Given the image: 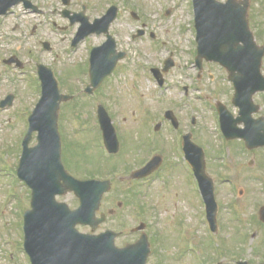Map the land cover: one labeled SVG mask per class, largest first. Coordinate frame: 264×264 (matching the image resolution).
Here are the masks:
<instances>
[{"label":"rangeland","instance_id":"rangeland-1","mask_svg":"<svg viewBox=\"0 0 264 264\" xmlns=\"http://www.w3.org/2000/svg\"><path fill=\"white\" fill-rule=\"evenodd\" d=\"M34 1L39 3L43 12H45L43 16H36L35 13L25 10L22 5H19L13 8L10 14L0 17V62L3 58L16 53L13 55L18 56L24 62L30 61L34 57L38 60H45L46 63L50 64L52 62L50 56H47V53L40 48V41L48 40L55 46L57 58L61 64L57 67L60 76H57V78L59 82L62 79L64 80V92L70 90L68 85L70 80L79 82L78 92L83 91L89 82L85 78L88 70L87 56L89 49L102 45L106 40L105 36L92 35L87 41L80 43L77 51L69 53L67 43L62 42V35L66 32L69 36H74L79 24H75L71 29L67 27L62 31H50L51 26H45L48 24L50 17L59 23L64 22L61 21L59 13H53L55 10H64V6L60 0ZM256 2L252 3L251 7V25L259 44L264 46V38H262L264 37V31L261 32V27L264 28V26L259 27L256 24L257 20L264 23V0L259 1L260 4ZM112 5H117L121 12L119 21L111 28V33L116 38L119 49L128 53L127 58L121 61L120 68L113 74V78L108 79L112 90L106 86L101 91V95L99 94L93 99L85 94L75 93L76 98L64 104L62 108L66 120L64 123L62 122L61 130H65L62 136H64L63 140L67 138L68 142V150L65 151L64 156L69 161L74 160L70 156L71 154L76 155L79 159L76 164L79 163L81 167L72 164L70 166L71 171L67 166L68 170L71 173L74 172L79 178L82 175L91 176V171L95 172L93 166L97 167L100 158L103 156L101 137L96 129L91 130V125L95 122L96 109L101 100L119 118L116 120L121 122H124V116L128 117L132 112H135L134 109L137 106L146 105L159 109L170 104L166 100L167 98L180 101L183 96L180 90L164 89L162 94L161 91L157 90V83L150 78V68L160 67L171 53L174 55L175 68L166 74L168 75V83H187L192 78L194 85L198 84L200 89L198 92H194L193 97L188 98L192 99L191 102L195 106L202 104L198 99L201 98L199 95L203 97L211 95L214 99L215 97L226 99L225 94L231 91V86L226 81L227 75L224 69L217 64L206 63L202 73L203 77L199 78L200 71L195 64V54L192 55V52L196 51L197 45L191 0H72L69 9L78 12L86 6V14L93 22L94 19L102 17ZM132 12L146 15L150 24L149 28H153L157 32L159 47L153 50L154 45L150 41L141 37L133 39L141 24L134 20L131 15ZM258 12H262L259 17ZM34 25L40 26L38 30L36 29L35 32L37 33L35 35L33 34ZM260 33H263V35ZM162 41H164V44L161 43ZM30 69L35 70V67ZM28 71V73H32V71ZM0 73H2L0 98L8 93L16 95L15 108L0 113V146L2 140L7 143L8 138L6 149L0 155V264H17L16 260L20 262L19 264H30L23 250L24 216L28 208V193L26 185L17 176V170L21 151L20 138L25 131L24 127L27 118H29L28 115L37 103L40 94L33 81L34 77L28 75V73L23 74L18 70L5 71L4 67H0ZM74 107H81V111L77 110V112L80 111L79 114L69 110L74 109ZM137 110L139 111V109ZM135 118L134 116V121ZM7 121L10 123L7 124ZM207 128L209 129V138L214 142L216 134L213 130L212 118L207 122ZM141 133L142 129L135 124L126 125V127L120 129L122 140L129 147H138V144L143 141L139 139ZM76 175L75 177H77ZM8 195L9 201L5 203L8 200ZM154 195L156 194L154 193ZM60 200L67 202L72 208H75L78 204L77 199L72 194ZM250 213H253L252 206L248 209V214L251 215ZM187 217L188 214L185 211L177 221L176 235L174 233V236V224L170 220L155 219L153 217L148 219L151 224L154 222L153 229L161 230L163 235L167 236L155 237L160 241V254L166 256H160L159 252L155 251L157 246L151 244L153 255L151 253L148 264H159V262H162V264H193V259L194 264H197V259L201 261L205 255H211L212 253L204 251L203 248V244L208 239L211 245L217 249L219 241L217 239L213 241L212 236L204 237L199 232L195 237H186L188 231ZM136 220L137 218L131 217L127 213L124 216L120 213L104 224L101 231L110 229L116 232H125L126 235H129V237H120L117 240V245L122 247L129 241L136 240V237L130 235L131 228L135 225ZM152 233L154 234V231ZM194 234L195 232H193ZM258 236L264 237V231H259ZM227 239L230 241L231 238ZM227 248L229 247L227 246ZM227 258L228 261H232L231 264H235L232 256ZM228 261L225 264H229Z\"/></svg>","mask_w":264,"mask_h":264},{"label":"flooded vegetation","instance_id":"flooded-vegetation-1","mask_svg":"<svg viewBox=\"0 0 264 264\" xmlns=\"http://www.w3.org/2000/svg\"><path fill=\"white\" fill-rule=\"evenodd\" d=\"M31 1L39 7V9H34L38 12L35 15L43 16L45 12L39 3ZM255 1L259 3L262 0H252V3ZM62 11L55 10L53 13H59L63 23L49 18V22L45 26H51L50 31H62L67 27L71 29L75 24L72 23V19L75 22L79 20L74 13L81 11L71 10L70 12H74L70 14L71 17L64 16ZM261 13L258 12V17L259 14L262 15ZM136 18L137 22L141 24L138 29L142 32L141 38L156 43L157 32L153 28H149L150 24L146 15L141 13ZM254 18L256 20L255 16ZM250 21H252L251 18ZM256 24L259 27L264 26V23L258 20ZM39 27V25H34V35ZM263 31L264 28L261 27V32ZM73 37L64 32L61 38L63 43H67L69 53L74 52L71 47ZM44 42L49 44L48 49L43 47ZM40 48L47 53V56H50L52 62L49 64L45 60L38 59L27 61L22 72L27 73L31 67H36L37 73V66L45 64L53 70L55 75L57 73L59 76L57 67L61 64L57 58L55 46L45 40L41 42ZM13 54L16 53L3 58L0 63V67H4L5 71L15 69L14 65L10 66L4 62L10 57H16ZM118 68H120V64L117 66ZM262 71L264 74V59ZM32 72L35 73V70ZM1 75L2 73H0V78ZM167 76L163 75L162 90L170 88L180 90L183 95L180 101L167 98L166 100L170 104L159 109L146 105L137 106L134 109L135 112H132L130 116H124V122L117 121L116 119L119 118L106 105L114 121L120 149L116 155L106 154L107 158L102 157L98 166H93L98 175L97 179L108 180L111 184L110 192L104 196L97 216L106 214L107 222L120 213L122 216L127 213L129 216L137 218L130 234L137 240V237H141L143 234L148 237H167L161 230L153 229L154 222L151 224L148 220L151 217L170 220L174 224L173 236L174 233L176 235L177 221L186 211L188 214L186 237H195L197 233L201 232L204 237L212 236L213 241L214 239L219 241L217 249L211 245L209 239V242L203 244L204 251L212 253L205 255L201 261L198 259L199 263L225 264L228 261L227 257L232 256L235 264H264V237L258 236L259 231H264V219L261 216V211H264V92H257L252 99L244 96L234 103L235 91L230 85L232 89L227 93L228 95L225 94L226 99L221 97L214 99L211 95L205 97L199 95L201 98L198 99L202 104L195 106L191 102L192 99L188 98L193 97L194 92L200 90L198 84L194 85L192 78L187 83L170 84ZM202 77L203 75L199 76L200 79ZM61 82H59L60 89L64 92V80L62 79ZM68 85L70 90L64 93H69L73 97H75V93L80 94L81 91L78 92L79 82L70 80ZM8 95L9 93L4 94L0 98V103ZM127 95L129 96V94ZM219 103L223 104L231 114L230 123L225 124V129L231 139L226 136V132L224 134L221 131L220 113L217 108ZM13 108L15 107L2 112L11 111ZM80 108L74 107L69 110L79 114L77 110H81ZM134 116L136 117L135 121L133 120ZM210 118L213 120V130L216 134L214 142L210 140L207 128ZM94 119L93 126L101 135L97 114ZM130 124H135L142 129L139 139L143 141L138 144L137 148L125 145L120 135V129ZM35 141L33 138L30 144L31 149L35 147ZM101 142H103L102 139ZM7 143L2 140L3 150L6 149ZM193 143L203 149L205 173L203 172V163L200 164L202 168L200 171L197 163L193 162L195 155ZM67 150L63 140V155ZM153 160H158V162L152 173L143 177L136 176L137 172L144 169ZM195 169L202 183L206 181L207 177H211L214 182L213 196L218 207L215 231L211 229L208 220L207 202L210 203L211 189L207 185L201 187ZM26 187L27 210L32 211L33 186ZM251 206L253 213L249 215L248 209ZM140 227H144V230L138 231ZM81 230L93 233L88 227L81 228ZM151 230L154 231V234ZM99 232L100 230L95 233ZM193 232H195L194 235ZM119 233V237H129L125 232ZM227 238H231L230 241ZM136 240L129 241L127 244H132ZM228 262L231 264L232 261Z\"/></svg>","mask_w":264,"mask_h":264},{"label":"water","instance_id":"water-1","mask_svg":"<svg viewBox=\"0 0 264 264\" xmlns=\"http://www.w3.org/2000/svg\"><path fill=\"white\" fill-rule=\"evenodd\" d=\"M249 1L227 0L221 3L217 0H193L198 33L197 62L201 65L202 60L207 59L226 68L229 80L235 85L236 97L244 96L245 92L253 94L263 84L260 74L263 51L257 48L249 27ZM17 2L20 0H13L12 4ZM115 17L116 11L110 10L104 18L103 27L97 32H107ZM113 44L110 37V41L96 49L92 57V85L95 88L113 71L117 60L123 57L112 58L106 54L113 50ZM171 66L168 65L165 70ZM49 73L51 76H43L41 72L43 96L30 118L31 127L24 142L26 148L32 133L38 132L39 145L34 150V156L25 149L19 170V176L27 183L37 182L34 212L25 215V249L32 264H146L150 253L147 237L135 245L120 249L115 246L114 233L88 236L76 230L77 224L95 223V212L108 185L93 180L79 181L65 171L61 162L58 112L60 102L67 100V97L60 95L57 83ZM87 91L92 92L90 87ZM99 114L107 140L110 120L103 108H100ZM193 147L199 151V148ZM60 180L63 184L58 188ZM207 186L211 189L212 200L213 185L210 180ZM68 192H74L81 199V207L74 212L55 200L56 195Z\"/></svg>","mask_w":264,"mask_h":264}]
</instances>
